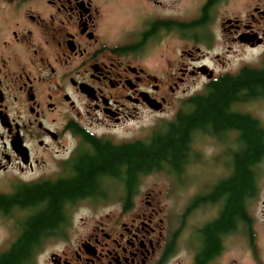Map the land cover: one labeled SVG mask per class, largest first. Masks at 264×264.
Returning <instances> with one entry per match:
<instances>
[{
	"label": "flooded vegetation",
	"instance_id": "1",
	"mask_svg": "<svg viewBox=\"0 0 264 264\" xmlns=\"http://www.w3.org/2000/svg\"><path fill=\"white\" fill-rule=\"evenodd\" d=\"M114 1L0 0V195L75 176L79 157L94 152L93 139L118 146L165 134L183 106L190 112L188 96L174 101L177 92L201 81L198 94H207L213 81L245 66L237 70L221 52H212L221 37L225 53L236 44L264 47V0H250L242 18L222 16L220 8L230 0H200L192 14L164 13L161 0H145L144 11L137 7L117 38L110 29L116 15L105 11ZM171 42L177 51L158 53ZM261 55L255 68H264ZM258 100L263 93L234 102L231 110L261 121L243 110ZM145 119L150 132L119 140L112 134ZM211 129L190 134L178 164L137 171L131 185L121 168L117 175H101L92 193L65 200L61 220L37 236L22 264H264V197L262 217L247 208L245 217L215 231L218 247L204 255L206 233L225 207L215 186L235 172L238 148L234 128ZM200 140L215 147V156L200 151ZM203 157L216 174L191 195L178 196L183 179L174 173L194 169ZM156 173L175 177L167 195L142 188ZM99 205L108 208L97 216ZM41 208H0L7 231L0 253L17 243ZM84 208L92 213L76 225Z\"/></svg>",
	"mask_w": 264,
	"mask_h": 264
},
{
	"label": "trees",
	"instance_id": "2",
	"mask_svg": "<svg viewBox=\"0 0 264 264\" xmlns=\"http://www.w3.org/2000/svg\"><path fill=\"white\" fill-rule=\"evenodd\" d=\"M262 93L264 68L244 66L237 75H226L213 81L207 94L187 98L185 102L190 104V112L186 113L183 106L164 131L165 134L156 136L150 143L115 146L108 141L93 139L94 152L79 157L75 176L56 183L24 187L12 196L0 195V208L5 210L14 203L23 206L41 204L42 207L28 219L27 231L17 243L9 251L0 253V264H22L37 236L61 220L64 201L92 193L101 175H117L121 168H125L131 185L137 171L158 170L165 161L181 162L188 137L193 131L206 127L220 131L231 127L238 136V148L234 155L235 172L215 186V190L225 196V207L220 219L206 233L204 255L211 254L218 247L215 231L231 225L236 216L245 217L247 199L254 196L257 190L256 167L264 158V125L251 115L232 111L231 106L245 97Z\"/></svg>",
	"mask_w": 264,
	"mask_h": 264
},
{
	"label": "rangeland",
	"instance_id": "3",
	"mask_svg": "<svg viewBox=\"0 0 264 264\" xmlns=\"http://www.w3.org/2000/svg\"><path fill=\"white\" fill-rule=\"evenodd\" d=\"M113 1V0H111ZM162 1V7H159V10L164 13H171L170 10H173L175 13L188 12L190 14L194 13L196 11V6L199 4L200 0H161ZM250 2V0H230L227 4L222 5L220 8V12L222 13L225 11L224 15L236 17V18H242L243 17V7L245 8L246 5ZM145 3H147L145 0H115L114 2H111L108 4L107 8H105V11L107 10L110 14H114L115 19L114 22L111 23V30H112V37L117 38L120 36L121 27L124 26L123 24L128 23L130 20L135 18V9L140 10V12L144 11ZM148 4V3H147ZM139 5V6H137ZM136 7V8H135ZM138 7V8H137ZM123 10L120 14L119 11ZM134 11V12H133ZM109 26L107 27V29ZM172 45L170 46H163L162 48H158V53L163 52H173L177 51L175 48V42H171ZM221 45L216 47L214 50H212L213 53L215 52H221L224 59L228 61L230 59L232 66L236 65V69L241 65H250L253 67H259L262 65V52L264 51V47L260 46L258 48H247L243 47L239 44H236L233 46L231 51L229 53H225L223 51V38H220ZM213 53L211 55H213ZM158 60L157 64H160L162 60H160V55L157 56ZM201 81H199L196 85H190L186 91L182 90L177 92L173 99L177 103L178 101H181V99L191 95L195 94L201 91ZM251 110L255 116H258L261 120V123L264 124V100H258V101H252L251 103H247L246 105H243V110L248 111ZM146 119H151V117H148ZM136 122V123H130L126 124L124 127L117 129L112 134L113 136L119 140L121 137L125 136H131L135 132H150V128L145 126L148 120ZM204 140H200L199 149L203 154H211L215 156L214 153H212L215 150L214 146H211L209 144H204ZM217 158L221 156V154L217 153ZM223 161L227 160V156L224 158L221 157ZM205 162V158L203 157L201 160L198 159V165L193 169L190 168L187 170V172L182 171L180 172L179 176L182 181V187L178 191L177 195L185 198L195 191V185H199L200 181L206 180L213 175L216 174V169L214 167L203 165L202 163ZM258 185H259V191L255 198L250 199L247 202V207L249 208V211L253 214L255 217H262V203L261 200L264 197V158L261 161L259 168H258ZM192 175V176H190ZM216 177V176H215ZM205 178V179H204ZM175 177H172L166 173H156L148 178H145L142 183V188L148 187L152 188L155 191L162 190L164 195H167V192L170 188L169 184H172ZM176 182V179L175 181ZM195 184V185H194ZM167 200V199H166ZM178 207L182 205L181 200L178 201ZM108 207H104L102 205L97 206V211L95 212L97 216L102 214ZM90 213H92V210L89 208H84L82 210H79L76 215V225H78L81 216L86 217ZM89 217V216H88ZM7 231L5 232V228L0 225V243H3V241L6 238Z\"/></svg>",
	"mask_w": 264,
	"mask_h": 264
}]
</instances>
